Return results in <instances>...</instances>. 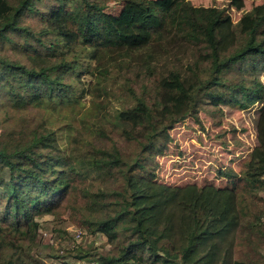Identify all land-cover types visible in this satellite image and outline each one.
Segmentation results:
<instances>
[{
  "label": "trees",
  "instance_id": "16d2710c",
  "mask_svg": "<svg viewBox=\"0 0 264 264\" xmlns=\"http://www.w3.org/2000/svg\"><path fill=\"white\" fill-rule=\"evenodd\" d=\"M113 1L117 10L110 8ZM230 18L229 7L191 0H0V104L12 108L65 100L69 77L80 76L85 55L139 50L171 33L201 48L191 73L173 68L160 77L157 66L148 64L144 90L138 95L130 88L135 101L116 119L125 140L137 143L135 155L106 129L88 141L85 162L61 153L54 131L39 124L0 127V264H25L26 241L36 238L34 231L26 241L2 235V225L19 230L31 224L36 230L35 217L67 212L112 244L98 264H248L234 260L233 243L236 233L264 238V207L258 205L264 192V11L237 23ZM228 23L233 42L223 48ZM206 99L260 106L258 145L249 160L239 172L220 170L231 186L172 185L158 182L154 170L136 174V167L167 151L177 123L199 120ZM86 170L105 176L99 187ZM77 251L79 258L92 254Z\"/></svg>",
  "mask_w": 264,
  "mask_h": 264
},
{
  "label": "rangeland",
  "instance_id": "374dc122",
  "mask_svg": "<svg viewBox=\"0 0 264 264\" xmlns=\"http://www.w3.org/2000/svg\"><path fill=\"white\" fill-rule=\"evenodd\" d=\"M191 1L197 6L229 7L230 24L239 22L248 13L264 11V0H241L242 3L233 0V5L231 0ZM117 3L110 2V8L117 10ZM229 23L222 27L223 48L233 42ZM32 24L40 27L37 16H34ZM200 51L201 48L192 45L183 36L171 33L161 42L151 43L139 50L100 51L99 57L85 55L79 68L82 72L80 76L72 74L69 77L72 87L65 100L56 103L46 101L24 108L0 104V127L39 124L54 131L55 145L61 153L85 162L88 141L97 140L98 132L106 129L127 154L135 155L140 150L137 143L125 140L121 135V123L116 119L118 111L135 101L130 88L138 95L144 90L149 82L143 80L142 73L148 64L157 66L160 77L168 75L173 68H179L184 75L191 73L189 67L199 60ZM6 52L11 54L9 49ZM14 55L21 57L15 52ZM25 61L29 62L27 57ZM104 67L109 70L103 72ZM233 75L239 78L238 73ZM259 77L264 85V72ZM259 107V104L241 108L239 105L218 104L210 99L202 101L199 120L189 117L177 123L170 130L172 139L167 151L156 155L154 162L144 168L136 167L135 173L145 175L154 170L158 182L172 185L197 183L231 186L220 170L233 167L239 172L243 162L249 160L258 145ZM76 136L80 142L75 140ZM86 172L88 179L99 187L105 176L89 170ZM259 195L258 205L262 208L264 192ZM246 199L251 201V197ZM35 220L38 222L36 230L31 224L19 230L1 226L2 235L25 241L32 231L35 232V242L26 241L21 257L25 264L30 263L28 260L49 264H98L99 254L105 255L112 248L107 236L78 226L70 220L68 212L43 215L35 217ZM78 247L92 250V254L88 258H79ZM233 258L248 264H264V238L253 236L247 240L236 233Z\"/></svg>",
  "mask_w": 264,
  "mask_h": 264
}]
</instances>
